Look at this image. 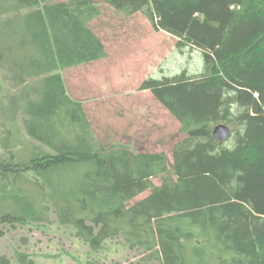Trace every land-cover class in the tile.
I'll return each mask as SVG.
<instances>
[{
  "label": "trees",
  "instance_id": "trees-1",
  "mask_svg": "<svg viewBox=\"0 0 264 264\" xmlns=\"http://www.w3.org/2000/svg\"><path fill=\"white\" fill-rule=\"evenodd\" d=\"M104 2L204 54L202 74L141 85L185 137L172 161L97 139L62 70L108 56L98 1L0 0V225L55 217L87 246L81 264H108L114 246L142 250L140 264H264V0Z\"/></svg>",
  "mask_w": 264,
  "mask_h": 264
},
{
  "label": "rangeland",
  "instance_id": "rangeland-1",
  "mask_svg": "<svg viewBox=\"0 0 264 264\" xmlns=\"http://www.w3.org/2000/svg\"><path fill=\"white\" fill-rule=\"evenodd\" d=\"M103 14L91 23L102 38L108 56L88 64L62 70L68 93L83 102L97 139L104 146L116 143L137 151H165L172 161V149L185 137L182 125L154 96L141 89L149 77L173 76L183 70L190 75L205 72V58L199 49L181 51L178 37L156 30L147 17L138 12L124 16L104 0ZM1 154V150H0ZM156 185L161 179L154 178ZM140 194L134 201L149 195ZM52 223L39 225H0V255L10 264H19V253L32 256L39 264H81L87 246L72 229ZM115 246L107 257L108 264H140L142 250Z\"/></svg>",
  "mask_w": 264,
  "mask_h": 264
},
{
  "label": "water",
  "instance_id": "water-1",
  "mask_svg": "<svg viewBox=\"0 0 264 264\" xmlns=\"http://www.w3.org/2000/svg\"><path fill=\"white\" fill-rule=\"evenodd\" d=\"M232 135V129L225 123L215 125L213 128V136L217 141H225Z\"/></svg>",
  "mask_w": 264,
  "mask_h": 264
},
{
  "label": "bare ground",
  "instance_id": "bare-ground-1",
  "mask_svg": "<svg viewBox=\"0 0 264 264\" xmlns=\"http://www.w3.org/2000/svg\"><path fill=\"white\" fill-rule=\"evenodd\" d=\"M168 32V31H167ZM168 33H170V32H168ZM171 34V33H170ZM173 35V34H172ZM174 36V35H173ZM186 48V47H185ZM185 48H183V49H185ZM180 49V48H179ZM183 49H180L181 51H183ZM194 49H197V48H194ZM93 62H95V61H93ZM89 63H92V62H89ZM86 64H88V63H86ZM153 77V76H152ZM156 78V77H155ZM146 80V79H145ZM223 123V122H222Z\"/></svg>",
  "mask_w": 264,
  "mask_h": 264
},
{
  "label": "crops",
  "instance_id": "crops-1",
  "mask_svg": "<svg viewBox=\"0 0 264 264\" xmlns=\"http://www.w3.org/2000/svg\"><path fill=\"white\" fill-rule=\"evenodd\" d=\"M96 19H97V18H96ZM96 19H95V20H96ZM93 21H94V20H93ZM106 58H107V57H106ZM104 59H105V58H104ZM101 60H102V59H101Z\"/></svg>",
  "mask_w": 264,
  "mask_h": 264
}]
</instances>
